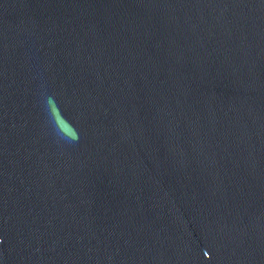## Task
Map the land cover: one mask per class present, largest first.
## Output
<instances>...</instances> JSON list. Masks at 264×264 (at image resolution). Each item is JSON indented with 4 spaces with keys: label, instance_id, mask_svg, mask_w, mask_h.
Listing matches in <instances>:
<instances>
[{
    "label": "water",
    "instance_id": "95a60500",
    "mask_svg": "<svg viewBox=\"0 0 264 264\" xmlns=\"http://www.w3.org/2000/svg\"><path fill=\"white\" fill-rule=\"evenodd\" d=\"M0 264H264V0H0Z\"/></svg>",
    "mask_w": 264,
    "mask_h": 264
}]
</instances>
